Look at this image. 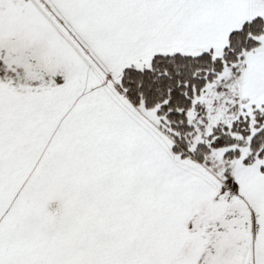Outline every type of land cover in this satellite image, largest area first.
Instances as JSON below:
<instances>
[{"label": "snow or ice", "instance_id": "1", "mask_svg": "<svg viewBox=\"0 0 264 264\" xmlns=\"http://www.w3.org/2000/svg\"><path fill=\"white\" fill-rule=\"evenodd\" d=\"M0 264H264V0H0Z\"/></svg>", "mask_w": 264, "mask_h": 264}]
</instances>
